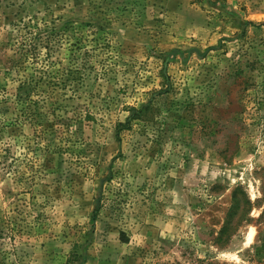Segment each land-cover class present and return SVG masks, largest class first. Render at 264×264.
Here are the masks:
<instances>
[{"label":"rangeland","instance_id":"obj_1","mask_svg":"<svg viewBox=\"0 0 264 264\" xmlns=\"http://www.w3.org/2000/svg\"><path fill=\"white\" fill-rule=\"evenodd\" d=\"M0 264H264V0H0Z\"/></svg>","mask_w":264,"mask_h":264},{"label":"bare ground","instance_id":"obj_2","mask_svg":"<svg viewBox=\"0 0 264 264\" xmlns=\"http://www.w3.org/2000/svg\"><path fill=\"white\" fill-rule=\"evenodd\" d=\"M252 237H253V230L250 229V231L248 232L247 240L250 241Z\"/></svg>","mask_w":264,"mask_h":264},{"label":"trees","instance_id":"obj_3","mask_svg":"<svg viewBox=\"0 0 264 264\" xmlns=\"http://www.w3.org/2000/svg\"><path fill=\"white\" fill-rule=\"evenodd\" d=\"M135 112V111H134ZM133 117H129L128 118V121L130 120V119H132ZM120 126H123V125H120ZM72 257H74V255H71Z\"/></svg>","mask_w":264,"mask_h":264}]
</instances>
